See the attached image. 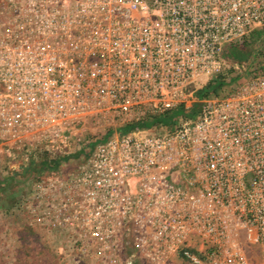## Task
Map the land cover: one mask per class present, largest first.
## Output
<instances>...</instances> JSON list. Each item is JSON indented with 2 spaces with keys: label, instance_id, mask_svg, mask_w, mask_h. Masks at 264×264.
<instances>
[{
  "label": "built area",
  "instance_id": "obj_1",
  "mask_svg": "<svg viewBox=\"0 0 264 264\" xmlns=\"http://www.w3.org/2000/svg\"><path fill=\"white\" fill-rule=\"evenodd\" d=\"M256 44L264 0H0V155L30 182L12 213L61 264H264Z\"/></svg>",
  "mask_w": 264,
  "mask_h": 264
},
{
  "label": "rangeland",
  "instance_id": "obj_2",
  "mask_svg": "<svg viewBox=\"0 0 264 264\" xmlns=\"http://www.w3.org/2000/svg\"><path fill=\"white\" fill-rule=\"evenodd\" d=\"M255 46L256 51L258 49L264 55L261 53L264 46ZM6 162L0 155V264H61L51 236L37 233L22 213L13 214L11 209L14 206L8 210L21 198L30 182L27 171L16 167L12 174L5 167ZM64 165L72 168L75 163L67 160ZM253 255L256 264H262L260 253L254 252Z\"/></svg>",
  "mask_w": 264,
  "mask_h": 264
},
{
  "label": "trees",
  "instance_id": "obj_3",
  "mask_svg": "<svg viewBox=\"0 0 264 264\" xmlns=\"http://www.w3.org/2000/svg\"><path fill=\"white\" fill-rule=\"evenodd\" d=\"M263 34L261 32H256L253 34L252 36V39H254V42L257 41ZM252 52H253V49L252 47H248V48H231L230 49V57L233 59V60H236L238 62H244L246 60H248L251 55H252ZM232 80V79H231ZM233 81V80H232ZM226 81L222 78V77H218L214 80H212L209 85L201 92H199V96L200 97H203V96H206L208 94H211V93H217L219 92L220 90L223 89L224 86H226ZM170 120V116L163 119V120H160L164 123H168ZM130 128H126V130H128ZM58 166V162L55 163L54 165H52V168H55ZM17 202L15 201L12 205L9 206L8 210L11 209Z\"/></svg>",
  "mask_w": 264,
  "mask_h": 264
},
{
  "label": "crops",
  "instance_id": "obj_4",
  "mask_svg": "<svg viewBox=\"0 0 264 264\" xmlns=\"http://www.w3.org/2000/svg\"><path fill=\"white\" fill-rule=\"evenodd\" d=\"M36 230H37V233H39V234L42 233V231H41L40 229H37V228H36Z\"/></svg>",
  "mask_w": 264,
  "mask_h": 264
}]
</instances>
